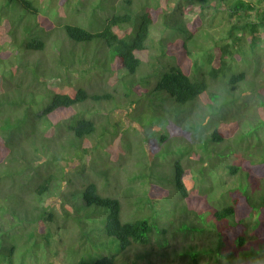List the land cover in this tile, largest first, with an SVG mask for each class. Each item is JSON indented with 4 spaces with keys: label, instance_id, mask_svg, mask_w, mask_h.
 <instances>
[{
    "label": "trees",
    "instance_id": "1",
    "mask_svg": "<svg viewBox=\"0 0 264 264\" xmlns=\"http://www.w3.org/2000/svg\"><path fill=\"white\" fill-rule=\"evenodd\" d=\"M45 1L0 0V264H16L17 249L31 240L47 264H264V68L262 60H236L244 44L256 55L264 50V0H198L200 12L215 7L229 21L209 48L197 36L200 19L188 16L190 0H77L79 7H58V16ZM156 26L169 36L152 39ZM55 33L64 37L53 65L30 61ZM205 48V60L194 59L192 51ZM95 71L97 88L87 79ZM107 73L122 93L125 87L142 95L123 108L129 95L118 100L100 85ZM143 97L166 112L169 131L142 137L148 160H133L135 178L123 168V185L106 195L107 171L119 181L123 127L142 130L128 108L144 105ZM181 105L190 109L178 115ZM233 107L243 115L215 122ZM100 114L106 123L95 121ZM197 116L214 123L212 141H225L224 125L236 134L235 162L226 163L227 153L208 142V154L195 151L201 140L188 124ZM161 119L152 126L164 125ZM183 139L185 146L176 145ZM183 147L189 162L174 155ZM161 153L175 158L163 167L155 161ZM207 157L232 180L229 204L219 209L206 198ZM193 167L204 182L189 191L184 179H193ZM55 193L60 201L47 204ZM165 196L171 201L158 215ZM122 199L133 208L125 221Z\"/></svg>",
    "mask_w": 264,
    "mask_h": 264
},
{
    "label": "rangeland",
    "instance_id": "2",
    "mask_svg": "<svg viewBox=\"0 0 264 264\" xmlns=\"http://www.w3.org/2000/svg\"><path fill=\"white\" fill-rule=\"evenodd\" d=\"M54 1V0H53ZM137 1V0H136ZM218 1V0H217ZM52 0H46L43 5L44 8H48L47 12L50 11L49 7L53 10L52 14L54 16H58V12H57V8L61 7L63 9L65 8H76L77 6L79 7L80 2H78L77 0H58L55 3V7L53 9V4L51 3ZM198 0H190L189 6L191 7V10L188 13V16L194 20L195 18H199V22L196 26L199 29L196 30L197 31H201L197 36L199 38V40L207 47L209 48L210 46H213L215 44V40H213V36H217L221 37L225 35V29L226 26L228 25L229 21L227 18V14H222V12H219L216 10V8H206V10L203 12H200V9L198 7ZM225 8V7H224ZM223 8V9H224ZM68 12V9L66 10ZM65 10H61V13L64 14ZM71 12V10H70ZM224 16V17H223ZM64 18V17H63ZM82 22L84 23L85 21L82 20ZM161 28H157V26L152 30L151 33V38L152 39H159L162 38L163 36H169L168 32L164 31L161 32L160 31ZM64 37L63 34H58L55 33L52 37H50L47 41V48L46 50H44L43 52H36V54L34 55H30V61H34V60H41L42 63L44 64V66H49V65H53L51 62L52 60L56 59L55 54L59 53V51L57 50V47L59 45H61V39ZM244 49L241 50L240 53L236 54L238 55V57H236V60H238L239 62H244L247 63V66L250 65H257V60H262L263 61V65H262V69L264 68V50H259L258 55H256L255 52H252L251 50L248 49V46H246L244 44ZM206 49V48H205ZM211 49V48H210ZM212 50V49H211ZM193 55H194V59L197 58V60H205V58L207 57V49L206 51L204 50H198V49H194L192 51ZM190 58V57H189ZM58 60V59H57ZM238 62V63H239ZM147 65L145 67H148V62H146ZM256 70L252 68V71L250 72V74H254ZM98 71L92 75H90V77H87L88 81H90V83L93 85L94 88H97L99 86L98 81H101L98 79ZM121 73V71H120ZM102 75V74H101ZM114 74L110 75L107 74H103V78L104 81L103 84L100 85H104L106 86V88L108 89V91H111L113 94H115L117 96L118 100L123 99V93L128 94L129 96L126 95L127 99L124 98V101L122 102L123 108L128 107V103L131 101V99H135L138 95H142V94H135L134 91H130L129 88H125L124 87V92L122 93V90L120 88V86L115 83L110 81V78L113 76ZM76 80L77 82L80 81L82 78H80L79 74H75ZM98 80V81H97ZM51 82V81H50ZM125 96V95H124ZM146 96V95H145ZM126 99V100H125ZM145 101L144 105H139L138 103L133 104L132 107H129L128 110L130 111L129 114V118L136 121L141 127L142 130L138 129H134V125L129 127L127 124H125V126L123 127V132H122V150H123V154L120 158V162L123 163L121 166L120 165H116V167H118V172H120L119 176H118V180H115L114 175L116 173V171H114L112 168L107 171V174L111 179V182L109 183V185L105 188L106 190V195H116V190L119 189L118 188V184L120 183V185H123V175L122 173L124 172L123 170L126 169L127 171H125L124 173L126 174V177H129L133 174L134 178L136 177V175L131 172L132 171V162L133 160H137L139 158V160H142L144 162H146L148 160L146 154L144 153V141L142 140V137H144L145 135H148L149 133H154L157 132L159 133L160 131H162L163 133H167V131H169L167 128L169 126L168 123V117L166 116V112L164 110H162V113H164V115H160L158 114V110L161 109L160 106H154L152 103V99H148L146 97L142 98ZM128 102V103H127ZM121 103V102H120ZM118 102L113 101L112 103L109 104V108L107 109L108 112H112V110H114V108L117 106ZM244 108L246 109V106L243 105ZM210 108V107H209ZM190 109V105L189 106H180V110H178V115L181 114H185L188 110ZM241 113H239V112ZM118 114H120L122 117L126 118V112L124 110L121 111H117ZM65 114V113H63ZM166 114V115H165ZM195 115H197L196 112H194ZM220 116H215V122L218 120H223L224 116L228 117L229 119L232 118H236L243 115V112L238 110L237 108L233 107L232 110L220 113ZM159 117L162 118L161 120H163L165 122L164 125H153V123H155V118ZM183 117V116H182ZM65 120V119H64ZM204 119L200 116H197L196 119H194L193 122L189 123L188 125L191 127H195L197 129V136L199 137V139L201 140V142L199 143L198 146L195 151L199 153V151L202 152V154H205L207 152H205L204 150V145L205 142L210 143V148L212 150H215L216 147H219L221 149L224 150L225 153H227L226 155V163H228L229 161L231 162H235L236 157V153H237V149L235 148L236 145V141L235 139L237 138L236 134L233 133V131L227 127L228 125H224L222 126V129L226 131V134L228 135V137L225 139V141L223 142H215L212 141L211 137L213 132L215 131L214 127V123L211 122L209 123L208 120L203 121ZM258 120V118H256L254 121L256 122ZM95 121L98 122H103L106 123L105 118L103 116H98L95 118ZM114 121L112 120V123ZM254 122V123H255ZM125 122L121 121L119 124H123ZM250 124L246 127V129H250ZM252 135H254V133L251 132ZM186 141L183 139V141H181V143H177L176 145H186L185 144ZM159 149L160 151L162 150V148L165 145H159ZM174 148H176V146H174ZM166 150V149H165ZM134 151H136V153H134ZM204 151V152H203ZM162 152V151H161ZM208 154V153H207ZM220 154V153H219ZM176 156H183V163L185 162H189V158L187 157L188 153H186V148L183 147L182 152L178 153V154H174ZM173 154H163L161 153L155 160V161H159L162 163L163 167L166 164H169L170 162L173 161V159L175 158ZM221 155V154H220ZM138 157V158H137ZM236 157V158H235ZM221 159H222V163H224V158H222L221 155ZM205 164L203 165L204 167V171L205 173H207L208 175H210L211 177V189L210 191H208L206 198L208 200L209 205H211L213 208H222V206L229 204V193L231 192V189L233 188L232 186V180H231V176L229 175L228 171L222 167H216V168H212L210 165V159H208V157L204 160ZM5 165H7V160L3 161ZM2 162V163H3ZM93 162H96L95 160ZM1 163V164H2ZM98 163V162H96ZM153 163V162H152ZM222 163L220 165H222ZM3 164V165H4ZM201 165V163H199ZM197 164V165H199ZM196 165V166H197ZM149 166L152 167L151 162L149 163ZM137 167L139 169H141L142 167H146V165H144L143 163L141 164H137ZM124 168V169H123ZM170 171V166L169 167H165V171ZM123 169V170H122ZM164 169V168H163ZM121 170L123 172H121ZM190 173L193 176V179L190 178H185V184L187 185L189 191H191L193 189V187H196V189H200V187H202L203 182L199 176V167H193L189 169ZM129 172L130 175H129ZM102 178V175L98 177L99 182ZM7 179V178H6ZM104 181V179H103ZM135 186H138V182L134 183ZM139 187L136 188V190ZM61 191L65 192L66 191V187L64 185V183H61ZM127 191L129 192L130 189L127 187ZM142 191V190H141ZM6 193V191H5ZM134 199H137V194L135 193V195L132 196ZM60 201V196L55 193V194H51L48 197H46V202L48 203H53V202H59ZM169 201H171V198L165 196L162 198H158V203L156 205L157 208V213L158 215H160L161 213H163L166 209L165 207V203H168ZM122 204H123V211H122V219L124 215H128L129 211H133V208L126 203V201L124 199H122ZM203 218V216H202ZM126 219H123V221H125ZM91 221V220H89ZM21 240V239H20ZM22 241V240H21ZM37 246L35 244L34 240L29 241L26 244L20 245V247L17 249L16 254H15V259H16V264H47V255L45 253V251H39L37 250ZM58 252L59 255L57 257V261L58 262H62L64 256H65V247H58Z\"/></svg>",
    "mask_w": 264,
    "mask_h": 264
}]
</instances>
